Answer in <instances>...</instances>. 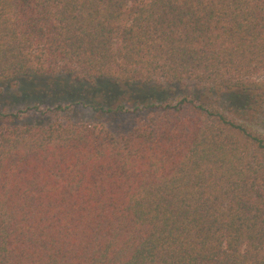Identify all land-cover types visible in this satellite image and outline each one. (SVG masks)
I'll return each mask as SVG.
<instances>
[{"label": "trees", "instance_id": "obj_1", "mask_svg": "<svg viewBox=\"0 0 264 264\" xmlns=\"http://www.w3.org/2000/svg\"><path fill=\"white\" fill-rule=\"evenodd\" d=\"M43 81L0 101V264H264V0H0V100Z\"/></svg>", "mask_w": 264, "mask_h": 264}, {"label": "rangeland", "instance_id": "obj_2", "mask_svg": "<svg viewBox=\"0 0 264 264\" xmlns=\"http://www.w3.org/2000/svg\"><path fill=\"white\" fill-rule=\"evenodd\" d=\"M67 91H69L68 87H57L55 84L51 81H43V82H33L28 83L24 86H22L19 90H13L12 94L9 96L3 97L0 101L7 103V107H13L8 108V111L15 112L17 109H23V104L29 103L32 105L35 102H40V109L44 111L46 108L49 109H55V106L59 103L65 104V96ZM136 95L139 97H143V99H146L144 94L152 92L147 90V88L139 87L137 89ZM153 98L152 94H150ZM64 96V97H63ZM156 96V95H155ZM58 98V99H57ZM95 99H99L98 96H96ZM66 105V104H65ZM75 112L77 113L73 114L77 117L81 116L82 121L90 122L92 121L96 114L93 113L90 109H85L82 107H74ZM110 122H115V120H110L108 123L110 125Z\"/></svg>", "mask_w": 264, "mask_h": 264}]
</instances>
